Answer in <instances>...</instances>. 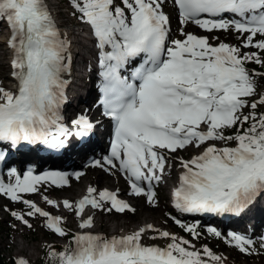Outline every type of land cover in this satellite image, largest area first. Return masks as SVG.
Here are the masks:
<instances>
[{
    "label": "snow or ice",
    "instance_id": "1",
    "mask_svg": "<svg viewBox=\"0 0 264 264\" xmlns=\"http://www.w3.org/2000/svg\"><path fill=\"white\" fill-rule=\"evenodd\" d=\"M172 2L182 38H170L165 0H70L96 41L102 115L112 123L110 153L90 166L120 173L129 195L144 197L156 207L155 185L175 159L181 169L172 193L177 212L240 217L264 197V112L259 111L264 95L257 92L256 83L264 79V71L247 67L264 69V0ZM0 22L10 33L7 47L16 81L15 90L0 87V146H43L60 152L71 138L88 137L95 126L86 116L72 119L69 126L61 115L70 43L47 0H0ZM189 24L205 33L233 32L240 43H212L208 36L185 31ZM189 149L198 154L187 159L176 155ZM6 157L0 148V163ZM7 175V183L0 179V196L27 209L10 213L16 221L31 229L27 218H44L43 226L51 233L70 237L61 250L49 251V264H224L225 258L193 243L201 235L198 224L170 214L191 239L153 224L111 237L92 231L97 211L135 212L118 192L107 189L89 186L81 199L61 203L41 193L46 205L74 215L78 230L70 233L63 216L25 198L44 186L70 187L69 173L11 168ZM71 175L79 180L84 173ZM207 232L222 238L214 227ZM149 233L151 240L168 242L145 244ZM227 237L225 242L240 253H256L246 235L229 232Z\"/></svg>",
    "mask_w": 264,
    "mask_h": 264
},
{
    "label": "rangeland",
    "instance_id": "2",
    "mask_svg": "<svg viewBox=\"0 0 264 264\" xmlns=\"http://www.w3.org/2000/svg\"><path fill=\"white\" fill-rule=\"evenodd\" d=\"M47 2L56 3V6L51 10L52 15L55 20H57L59 23L66 24L68 26H74L76 24H83L78 18L77 15L74 14V10L70 6V0H47ZM120 0H116V3L119 4ZM163 10L167 13H169L172 17V24H173V37L175 38H182L179 35V29L180 25L178 23V17L173 12V8L169 5H164ZM86 27V25L84 24ZM0 39H9V33L6 29V24H2L0 22ZM87 28V27H86ZM85 28V29H86ZM67 37L70 34V31L68 29H65ZM185 31L194 33L198 36H208L210 42L212 43H219V42H226L231 45H239L240 40L237 36V34L233 32H213V33H205L201 31L199 28H197L195 25L189 24L185 26ZM69 33V34H68ZM214 37H219V40H214ZM83 40L82 36H79L77 34H72V38L68 39V41H74L76 39ZM6 49L5 47H0V54H3ZM79 50V49H78ZM244 51H250L248 49ZM251 51H254L252 49ZM10 56H6L5 58L0 56V87H4L8 90H11V85L9 81V77L11 76V68L9 67L8 62H10ZM247 67L252 71H264L262 68H256L253 65L248 64ZM76 74L80 77L85 76L86 72H84V68L82 66H79L76 69ZM256 83L258 85L257 92L260 94L261 90L263 89L264 79L257 78ZM264 111V107H263ZM91 116V114H89ZM96 116V115H94ZM92 115L91 121L94 122L95 117ZM98 118V117H97ZM96 118V120H97ZM106 135L103 137V142L106 144ZM183 152H178L177 156H182L185 159L190 158L192 155L198 154L197 152L193 151L192 149ZM93 157H90L92 159ZM90 159L86 162V164L89 163ZM175 161V159L170 160ZM177 168L173 167V164H171V167L173 168V171L175 172L176 181L179 177V173L181 172V169L179 167V164L176 162ZM45 166V165H43ZM42 166V167H43ZM48 166H60V165H48ZM45 166V167H48ZM41 167V168H42ZM170 167V168H171ZM40 169L39 167H37ZM61 168H65V166H61ZM85 166H80L76 170H82L85 171ZM117 179L111 178L109 175L110 173L103 171L100 168H90L86 170V173L79 179V180H73L70 183V187L68 188H62L58 189L53 187H41L40 193L27 195L25 196L26 199L32 200L35 202L39 207L44 209L45 211H49L54 215L53 209L46 205L44 202L42 195H47L51 199H55L58 203L61 198L65 197L67 194L71 193V190L78 189L80 190L76 196H72L70 201H77L81 199L85 194L86 190L89 186L97 188L98 191L107 189L109 191H115L119 193V196L121 199L125 200L127 203H129L134 209V213L125 212L124 214H119L116 212L111 213H105V212H99L97 211L94 217L95 220V227L93 228L94 232L104 234L108 237L114 236L116 224L118 223H125L129 225L130 231L126 232H133L138 230L140 227H143L146 223L152 222L154 219L156 220L155 224L160 226L161 230L169 231L170 233H173L175 235L181 236L185 239H191L188 233L184 232L183 229H181L178 225L175 224V222L169 218V214L171 216H174L172 214L171 210V201H172V195L169 192V190H166L165 187H163V183L159 184V187L156 191L157 193V200L158 205L156 207H153L149 205L146 201V198L144 197H135L132 195H129L130 188L127 184V181L123 178L121 174L116 172ZM110 181H108V179ZM82 180V181H81ZM165 182H171L169 176L165 175L164 180ZM263 197L259 198L258 201L255 203V207L246 217V220H249V217L253 213L258 212L259 206L262 204ZM27 209L22 203H15L9 200L7 197L0 196V252L5 258H12L15 263L18 260H23L27 264H37L39 263L40 259L42 258V249L46 244H64L66 241L60 237H57L55 234L51 233L48 229H46L44 225V218L36 217V218H27L29 219V223L33 225L31 229H28L23 224H21L19 221H16L12 216V211H18V212H25ZM62 214H66L63 216L66 220V224L64 225L70 233L76 232L78 230L77 225L78 221L75 219L74 215L71 213H68L67 211H63ZM147 219L144 220V218ZM150 217V218H149ZM177 219L181 220L183 223L188 224H198L199 228L201 229L200 232V238L198 240H194L193 243L196 245L198 249L207 246L210 248L216 255H220L224 260L229 261L231 264H264V248H261V244L264 243V223L260 227L258 234L256 237L250 239L254 242V247L256 248V253L252 255H245L240 253L235 247L230 246L225 241L228 239L227 233L232 231H223L222 229H218L222 233V238H216L214 236H211L207 232L208 226L204 222L197 223L196 219H187V218H181L179 215L175 216ZM128 227L127 225L124 226ZM241 233V232H240ZM242 234V233H241ZM117 235V234H116ZM118 235H123V232L119 233ZM152 235L149 233L145 239V244H154L158 246H164L168 241L166 240H151L148 238V236ZM25 236V239L23 238ZM17 242H20L21 245H18ZM25 245L26 249L22 251V253L18 254L20 248ZM225 264V263H224Z\"/></svg>",
    "mask_w": 264,
    "mask_h": 264
},
{
    "label": "bare ground",
    "instance_id": "3",
    "mask_svg": "<svg viewBox=\"0 0 264 264\" xmlns=\"http://www.w3.org/2000/svg\"><path fill=\"white\" fill-rule=\"evenodd\" d=\"M50 9H53L56 6V3H49ZM57 26L60 29V32L62 36H65L66 31L65 29H68L70 31V34L67 36L69 39L72 38V34L76 33L74 26H68L66 24L59 23L57 20H55ZM2 23V22H1ZM4 24V23H2ZM7 27V25H6ZM0 29H2L0 27ZM8 30V27L6 28ZM9 33V30H8ZM1 35V33H0ZM10 35V33H9ZM81 36V34L79 35ZM7 40L8 39H0V47H5L6 49L3 54H0L2 57L10 56V59H12V51L7 47ZM70 47H69V53L71 55V64L69 67V71L65 74V79L68 82L67 85V101L64 108V122L70 126V121L72 119H75V117L78 114H86L87 116H90L89 114L94 112L95 103L93 102L96 94H97V86L100 82V77L97 75V70H99L98 66V56L95 53L94 46L91 43H88V41L76 39L74 41H69ZM79 49V50H78ZM10 67V62L6 63ZM82 66L84 68V72H86L85 76L80 77L76 74V69ZM10 82H14V78L12 75L9 77ZM87 110V111H86ZM107 128V123L102 122L96 126V129L94 131V134L89 135L86 138L80 139V138H71L69 141V147L66 149L65 152H63L60 156L58 154H52L51 150H46V154H42V151H31V154H27L21 157L16 158L17 163L23 165H34L35 167L41 168L43 165H60L65 166V170L70 171L76 167L85 166L86 162L90 159V157L94 156H101L104 154V146H103V137L105 135V129ZM191 149H189V152ZM171 164H173V167L177 168V164L175 161H171ZM178 169V168H177ZM117 173L110 174L109 176L111 178L117 179ZM166 175L169 176L172 184L170 182H162L163 187H165L166 190H171L172 185L176 183V176L175 172L173 171V168L169 167L166 169ZM108 181L110 179L108 176L106 177ZM72 182V178L70 179ZM82 181V180H81ZM80 190L75 189L71 190V193L67 194L65 197L61 198L59 203H61L64 199L71 200L72 196H76ZM54 215H60L65 216L66 214H62L63 208L60 209L52 208ZM96 213V212H95ZM96 214H94L95 217ZM148 216H146L145 219H147ZM150 218V217H149ZM207 220H215L218 221L217 215L209 214L207 217ZM156 220L154 219L152 222L146 223V224H153L155 227L160 228V226L155 224ZM95 223V220H94ZM264 223V213H253L249 220L247 219H240V222H234L231 224H225V226L219 228L223 231H238L241 232L243 235H246L248 238H254L258 234V231L260 227ZM145 224V225H146ZM128 226L125 227L124 226ZM144 225V226H145ZM130 231V227L128 224L125 223H118L116 224L115 228V235L123 232L124 234H128ZM132 232V231H131ZM25 239V236H23ZM18 245H21L20 242H17ZM26 249V246L23 245L18 254L22 253L23 250ZM225 264H231L229 261L226 262L224 260Z\"/></svg>",
    "mask_w": 264,
    "mask_h": 264
},
{
    "label": "trees",
    "instance_id": "4",
    "mask_svg": "<svg viewBox=\"0 0 264 264\" xmlns=\"http://www.w3.org/2000/svg\"><path fill=\"white\" fill-rule=\"evenodd\" d=\"M250 65H253L256 68H261L259 65H255V64H250ZM260 94L264 95V84H263V89L261 90ZM259 111L264 112L263 107H261ZM172 214L176 216L175 212L173 211H172ZM198 231H201V229H198ZM62 239L66 241L64 244H46L42 249V258L37 264H49V256H48L49 251L50 250H56V251L61 250L68 243V240L70 239V237H66ZM0 264H16V263L12 258H5L0 252Z\"/></svg>",
    "mask_w": 264,
    "mask_h": 264
}]
</instances>
